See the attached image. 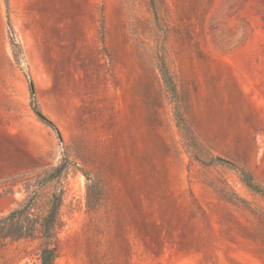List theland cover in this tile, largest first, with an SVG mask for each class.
<instances>
[{
    "label": "rangeland",
    "instance_id": "1",
    "mask_svg": "<svg viewBox=\"0 0 264 264\" xmlns=\"http://www.w3.org/2000/svg\"><path fill=\"white\" fill-rule=\"evenodd\" d=\"M216 159L264 188V0H0V216L66 164L38 202L61 197L53 237L0 264L46 247L55 264H264V198Z\"/></svg>",
    "mask_w": 264,
    "mask_h": 264
},
{
    "label": "trees",
    "instance_id": "2",
    "mask_svg": "<svg viewBox=\"0 0 264 264\" xmlns=\"http://www.w3.org/2000/svg\"><path fill=\"white\" fill-rule=\"evenodd\" d=\"M9 10V0H4ZM7 23L9 32L12 36L11 41L13 46L19 45L13 35V27L9 15L7 16ZM160 71L163 77V81L167 89L173 96H176V86L169 72L167 62L163 54L160 55ZM29 84L31 94V106L34 113L38 118L43 121L46 125L51 127L62 139L61 133L57 125L49 119L40 109L37 99L35 84L30 74L26 75ZM214 162L231 167L240 173L242 182L245 186L253 193L264 198V188L260 186L253 176L242 168L229 163L222 159H216ZM66 168V164L57 167L46 179L41 183L40 189L31 195L26 203L20 208L15 209L7 215L0 216V248H5L11 242H20L22 240H34L38 234H42L46 238H52L54 229L56 226L59 209L61 206V197L54 196L50 202V206L45 215H41L38 212V202L40 199V191L46 187L49 183L57 179L63 170ZM57 258L56 248L46 247L41 251L40 262L41 264H55Z\"/></svg>",
    "mask_w": 264,
    "mask_h": 264
},
{
    "label": "water",
    "instance_id": "3",
    "mask_svg": "<svg viewBox=\"0 0 264 264\" xmlns=\"http://www.w3.org/2000/svg\"><path fill=\"white\" fill-rule=\"evenodd\" d=\"M61 142H62V139L60 138Z\"/></svg>",
    "mask_w": 264,
    "mask_h": 264
}]
</instances>
